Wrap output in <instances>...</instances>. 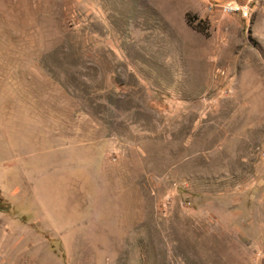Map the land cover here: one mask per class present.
<instances>
[{"label":"rangeland","instance_id":"374dc122","mask_svg":"<svg viewBox=\"0 0 264 264\" xmlns=\"http://www.w3.org/2000/svg\"><path fill=\"white\" fill-rule=\"evenodd\" d=\"M0 264H264V0H0Z\"/></svg>","mask_w":264,"mask_h":264},{"label":"built area","instance_id":"2783aa9c","mask_svg":"<svg viewBox=\"0 0 264 264\" xmlns=\"http://www.w3.org/2000/svg\"><path fill=\"white\" fill-rule=\"evenodd\" d=\"M233 9H234V10H236V9H237V7H233Z\"/></svg>","mask_w":264,"mask_h":264}]
</instances>
